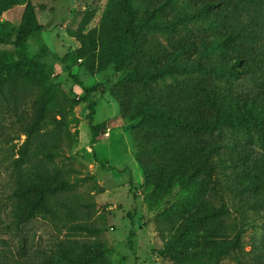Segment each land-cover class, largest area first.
<instances>
[{
    "label": "rangeland",
    "instance_id": "1",
    "mask_svg": "<svg viewBox=\"0 0 264 264\" xmlns=\"http://www.w3.org/2000/svg\"><path fill=\"white\" fill-rule=\"evenodd\" d=\"M123 1L0 0V35L11 31L0 40V59L49 50L38 66H21L0 84V264H264V202L258 207L255 197H242L234 166L252 149L264 150L258 128L223 126L210 134L172 124L183 115L177 109L191 103L180 95L183 86L223 95L233 113L242 108L239 97L261 93L259 80L240 69L219 72L234 69L236 47L221 44L217 10L198 0H127L137 10L139 50L116 65ZM38 25L43 32L18 39L20 28ZM56 55L69 57L78 82ZM85 89H94L96 141ZM42 112L23 173L42 176L44 188L61 179L73 187L45 190L57 216L17 226L10 199L14 165L27 128ZM182 137H189L197 169L190 153L183 166L172 159L173 139ZM212 144L218 152L200 170ZM33 192L26 207L37 199ZM207 200L219 208L226 203L229 212L202 219ZM239 231L240 246L217 255Z\"/></svg>",
    "mask_w": 264,
    "mask_h": 264
},
{
    "label": "trees",
    "instance_id": "2",
    "mask_svg": "<svg viewBox=\"0 0 264 264\" xmlns=\"http://www.w3.org/2000/svg\"><path fill=\"white\" fill-rule=\"evenodd\" d=\"M198 3L204 6V9L217 10L222 35L221 44L227 45L233 43L236 47L237 55L231 58L232 68L234 69L230 70L227 68V70L225 69L226 71L220 70L219 72L222 75H229L231 72H237L240 69V73L250 74L256 77V80H259V84L256 85H258L261 93L255 95L247 94L239 97L241 98L239 102L242 108L237 109L233 113H229V108L224 105L223 95L219 96V94L217 95L214 92L209 93L207 88L204 89V87H197L192 84L185 85L183 86L184 88H181V91L184 93L180 95L189 96L191 103L186 109H177L183 115H180V117L176 116L172 124L178 126L182 124L184 125L182 127L186 130L202 129L210 134H215L214 131L223 126L234 128L241 124L245 128H248L249 132H251L253 127H257V133L264 141V0H198ZM122 7L125 13L124 28L122 30L120 44L112 56L115 64L118 66L122 65L127 58L133 56L139 50L140 25L136 19L137 10L127 0L123 1ZM14 29L12 30L14 31ZM44 29L45 27L43 25H38L31 28H20L18 32H14H16L20 41H25L34 34L43 32ZM10 34L11 31L3 32L0 35V40L5 42ZM48 52V47L45 46L39 54L31 58L20 54L16 59L10 61L0 59V84L5 81L7 74L19 71L21 66H38L41 58H44ZM56 59L65 64L69 73L78 82L77 76L72 73L69 57L65 56L64 58H60L56 55ZM94 89H85V94L82 98L83 101L88 103L90 109L88 116L89 126L94 141H96L99 128L93 124L95 108L90 97ZM207 94H213V97H207ZM175 97H178V95ZM205 100L208 103H205ZM195 101L199 102V107L193 104ZM44 121L45 116L42 112L36 121L29 125L26 130L27 139L20 150L21 156L15 161L14 167L17 170L18 177L16 187L10 195V199H12L13 205L11 212L14 218L13 222L17 226L27 224L39 216H57V208L51 202V199H47L45 190L47 188L52 190H70L73 187L70 181L61 179L54 185L44 188V178L42 176L30 179L23 173L24 166L31 160V147L41 129V123ZM188 139L189 137H182L181 140L177 138L173 139L177 150L174 151L172 159L179 161L180 166H183L185 165V154L190 153L191 166L193 169H197L193 149L189 147L191 143ZM213 145L206 149L204 160L207 163L206 165H202L200 170L206 171L205 168L210 167V159L211 161L214 159L213 153L216 154L218 152L216 146ZM241 149H244V147H241ZM251 152L253 154H246L242 158L239 157V161L234 165L238 168L237 172L241 176V181L236 186L242 194V197L244 195L255 197L257 206L261 207L260 202H264V150L262 153H258L255 149H252ZM195 155H197V152H195ZM210 174L212 175V173ZM32 191L37 195V199L26 207L24 202ZM211 203L210 200H207L205 213L201 217L202 219L223 217L229 212L226 203L220 208L213 206ZM80 226L84 230H93L92 227L87 225ZM193 227L194 223L189 229L191 230ZM242 234L243 231H239L235 235L234 240L229 245L220 247L216 251V254L220 256L231 254L235 248L240 246Z\"/></svg>",
    "mask_w": 264,
    "mask_h": 264
}]
</instances>
